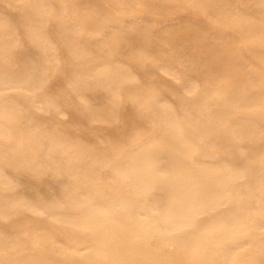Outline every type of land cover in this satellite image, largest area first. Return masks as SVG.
Wrapping results in <instances>:
<instances>
[{
	"label": "bare ground",
	"instance_id": "6f19581e",
	"mask_svg": "<svg viewBox=\"0 0 264 264\" xmlns=\"http://www.w3.org/2000/svg\"><path fill=\"white\" fill-rule=\"evenodd\" d=\"M168 1L0 0V264H264V0Z\"/></svg>",
	"mask_w": 264,
	"mask_h": 264
},
{
	"label": "rangeland",
	"instance_id": "374dc122",
	"mask_svg": "<svg viewBox=\"0 0 264 264\" xmlns=\"http://www.w3.org/2000/svg\"><path fill=\"white\" fill-rule=\"evenodd\" d=\"M238 2H239V9L240 10H245L246 9V6H245V3L243 2V0H238ZM160 3L163 5V6H166V5H168L170 2L168 1V0H160ZM86 21H87V18L86 17H82V18H78V22H80L83 26H84V29L86 30V31H89V32H91V33H93V34H99V33H101L104 29H106V28H108V27H112V26H115V25H119V26H123L126 22H127V19H124V20H122V21H109V22H107V23H105L101 28H98V29H96V28H92V27H90V26H88L87 24H86ZM219 29L223 32V33H226L227 31H228V28L226 27V26H224V25H220L219 26ZM259 51H263V49H259ZM11 252H14V253H16L17 252V250H14V249H12L11 250Z\"/></svg>",
	"mask_w": 264,
	"mask_h": 264
}]
</instances>
